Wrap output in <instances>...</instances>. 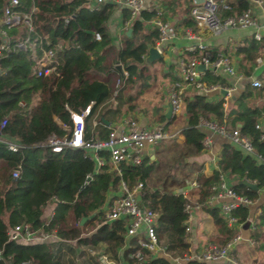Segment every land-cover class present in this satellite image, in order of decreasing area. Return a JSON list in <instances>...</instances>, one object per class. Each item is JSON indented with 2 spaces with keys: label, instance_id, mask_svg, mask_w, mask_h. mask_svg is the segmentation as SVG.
<instances>
[{
  "label": "trees",
  "instance_id": "trees-1",
  "mask_svg": "<svg viewBox=\"0 0 264 264\" xmlns=\"http://www.w3.org/2000/svg\"><path fill=\"white\" fill-rule=\"evenodd\" d=\"M215 1L220 19L237 17L249 6L247 0ZM6 2L0 0V13ZM262 2L264 10V0ZM114 6L105 2L94 10H88L83 0H17L12 8L20 14L35 9L30 14L31 31L24 25H18L7 34H18V38L27 35L29 40L35 39L34 55L38 56L41 50L52 49L56 74L36 76L32 73V52L28 47L14 49L0 61L3 69L0 74V121H5L0 134L19 145L15 152H10L0 144V264L5 258L9 264H76V261L79 264H97L93 256L77 247L99 244L105 247V253L111 259L118 261L119 254L124 264H169L168 257H181L188 248L183 223V196L155 187L150 189V185L155 184L150 183L151 178L155 173L159 174L160 165L155 161L146 158L136 165L122 162L114 169L107 161V153L98 151L97 155L104 159V163L96 170L85 149L63 148L52 152L36 146L51 134H65L71 126L69 112L79 113L87 106L83 119L84 139L104 138L109 126L99 117L109 120L121 111H133L137 106L133 100L148 88L151 75L146 72L145 54L148 45L155 43L158 31L144 28V25L155 12L141 10L139 18L130 24V35L122 34L119 45H112L106 21ZM189 8L190 0H187L181 21L184 26L193 28L195 25ZM120 11L122 19H127L128 10L122 8ZM94 33H98V40L94 39ZM57 44L59 48H56ZM254 48L264 50V37L259 42L247 38L236 45L235 53L241 56L239 65L253 60ZM204 52L209 60L218 58L215 52ZM193 55L197 56L195 52L191 53ZM118 64L122 65L127 77L111 98L113 82L119 77L115 68ZM200 79L221 87L226 85L210 69L203 71ZM174 80L182 82L180 77ZM134 85V92L123 99L125 86L131 88ZM252 90L258 96L264 90V82L255 89L246 86L232 100V107L227 111L222 108V99L209 98L206 94L194 91L190 97H182L185 126L179 130L180 144L173 149L179 160L197 155L204 149L200 119L226 125L230 130L236 128L250 139L252 146V153L229 142L220 146L216 153L217 169L210 176L199 172L194 176L198 182L199 200L209 193V187L219 172L233 178L232 189L252 201L257 199L260 191L264 192V162L261 160L264 158V131L254 127L264 106L246 105L244 101ZM158 120H164L163 115ZM236 124L239 126L234 127ZM175 159L171 162L174 163ZM17 164L19 175L11 178L9 170ZM240 180L254 183L256 189L239 184ZM137 182L142 185L139 203L157 213L154 231L168 257H152L146 250L139 249L134 239L122 248L124 221H106L101 217L99 208L106 203L107 194L112 193L114 198L120 183L131 187ZM47 203H53V211L46 220L42 217V209ZM205 211L218 227L219 235L212 241L222 245L234 233L225 226L216 207L205 208ZM90 214H93L91 218L79 223L82 217ZM248 214L246 206L234 210L238 222H243ZM255 218L249 237L255 251L260 252L264 250V209ZM21 223L54 231L60 241L32 244L9 241L7 229ZM67 241H73L76 247ZM137 250L139 256L135 257ZM259 263L264 264V253ZM186 264L205 263L190 260Z\"/></svg>",
  "mask_w": 264,
  "mask_h": 264
},
{
  "label": "built area",
  "instance_id": "built-area-1",
  "mask_svg": "<svg viewBox=\"0 0 264 264\" xmlns=\"http://www.w3.org/2000/svg\"><path fill=\"white\" fill-rule=\"evenodd\" d=\"M247 1L248 4L252 3L262 8V0ZM105 2L122 5L128 10V18L125 20L126 26L130 25L133 20L138 19L141 10L144 9L143 0H83V5L88 10H94L99 4ZM16 4L17 0H7L0 13V61L8 52L14 49H25L28 47L32 52V73L36 76H45L51 73L56 74V61L52 49L41 50V53L37 56L33 53L35 39L29 40L27 35L23 38H18V34L16 36L7 34L8 30L16 28L18 25H24L28 31L32 30L30 14L35 9L32 8L31 12L20 14L12 10ZM154 12L155 14L147 22L158 31L157 39L152 46H154L160 54L163 44L175 35V29L173 26L169 25L167 21L161 19V10L156 9ZM189 15L193 19L196 28L207 30L212 34L219 33L225 27H247L253 25L249 6L237 17L220 19L217 14V3L215 0H190ZM184 35L189 38L192 37L188 30L184 31ZM93 37L98 40V33H94ZM253 38L258 41L261 37L259 33H254ZM59 46L60 45L57 44L56 48H59ZM186 49L189 52H194L195 50L202 51L203 46L197 43L196 45L187 46ZM261 61V55L254 58V62L257 64L261 63ZM201 64L205 69L208 68L214 73H216L215 70H221L227 75H234V69L226 56L209 60L205 52H201L197 56H190L186 62L178 60L179 77L182 82L174 83L168 89V103L171 106L170 115H175L179 112V107L182 105L183 86L192 88L195 92L201 94H207L213 91L218 92L220 89H223L226 91L225 95H228L234 89L233 86L221 87L217 83L209 84L202 81L200 79L201 71L196 69V67ZM1 73H3V69L0 66V74ZM126 77V71L120 67L119 77L114 81V89L111 93L112 97L115 95L116 89L122 86ZM250 84L252 87L260 86L258 80H253ZM262 97H264V93ZM88 108L89 106L79 113L69 112L71 126L66 129L67 132L61 136L51 134L36 146L48 148L52 152H59L63 148L85 149L93 159L96 170L104 163V159L98 156L97 152L105 151L107 153L108 163L116 169L117 165L122 162L131 165L139 164L142 161L143 150L145 148L151 147L160 140L171 137V135L163 130L161 125H148L135 119L128 118L119 127L109 126L108 132L104 138L99 139L94 137V139L85 140L83 119L87 114ZM4 124L5 121L1 120L0 128ZM199 125L207 127L215 133L226 137L245 152L252 153L250 139L239 133L236 128L229 131L226 130L223 125H218L214 122H208L202 119L199 120ZM62 126L65 127L64 125ZM254 127L259 128V125L255 124ZM201 143L203 146H207L210 144V139L204 136ZM0 144L10 152H15L19 148L18 144L4 137L2 134H0ZM261 160L264 162V158ZM9 175L11 178H16L19 175L18 164L9 170ZM87 179H90V177L88 176ZM141 188L142 185L140 182L135 183L131 187H127L123 183H120L121 195L112 200L110 206L103 211L102 217L106 221L116 219L123 220L125 225L123 237L135 238V242L139 249L146 250L150 255H153L157 251H163L154 231L157 213L143 207L139 203ZM195 188H198V184L195 181H186L183 187L177 190V193L181 194L184 198L183 212L185 213V220L183 223L185 234L189 231L188 224L191 221L193 212L199 209L202 204L208 207H216L225 225L228 228H233L235 225L241 223L238 222L237 217L234 215V210L240 206L249 207L253 202L249 198L237 194L232 189L227 174L223 172L217 174L216 181L210 185L209 193L204 197L202 202L198 201V199L190 198L189 190ZM137 195H139V199L136 198ZM53 202H55V199H53ZM6 235L9 241L19 244L42 242L55 243L60 241V238L54 231L32 228L27 223L9 227L6 231ZM240 241L241 237L238 234H234L222 245L208 243L198 253H187L186 250L181 257L172 258V260H174L175 263L178 260H184L186 262L194 260L201 263H210L227 259L234 264H238L232 257L230 258L228 256V253L231 249L235 248L236 244ZM67 243L72 247H76L73 241H67ZM102 246L103 245H101V247H90L80 245L77 248L93 256L97 264H119L120 262L111 259L109 255L105 253V247ZM134 256H139V250L135 252ZM76 263H78V261H76ZM3 264H9L7 258L3 259Z\"/></svg>",
  "mask_w": 264,
  "mask_h": 264
},
{
  "label": "crops",
  "instance_id": "crops-1",
  "mask_svg": "<svg viewBox=\"0 0 264 264\" xmlns=\"http://www.w3.org/2000/svg\"><path fill=\"white\" fill-rule=\"evenodd\" d=\"M114 8L108 17L106 21L107 30L110 37V43L112 45H119V39L121 35H124V32L127 28H130V25H125V20L121 17V9L125 8L122 5H116L114 4ZM187 6V0H143V7L144 10L147 12L154 11L156 9L161 10V17L163 21H167L169 25L173 26L175 29V35L167 40L162 47V50L160 52V58L157 60H154L153 62H146L147 64V73L151 75L149 86L146 90H144L142 93L149 91V97H154L157 94L158 101L157 105H159L158 109L161 111L160 115H163L166 111L167 104H168V89L169 87L174 83H179L174 80L175 77H179V65L178 60H181L183 62H186L187 59L191 56L192 52H189L186 47L189 45H196L197 43L203 46V50L209 51V52H215L217 54V57L226 56L228 57L230 61V65L234 69V75H227L223 73L221 70H215L217 75L221 77V79L226 84L223 87H234V89L230 92L228 95H223L219 91H213L209 92L206 95L209 98L214 99H222V108L224 111H227L228 108L232 107L231 102L234 98L238 97L241 92L244 91L246 86H249L253 89L259 88L263 85L264 79V50H255L256 53L253 56L254 58L256 56L261 55L262 61L261 63L257 64L253 60L250 62L242 63V66L239 65L241 62V56L235 53V47L236 45L247 38H253L254 33L260 34V40H255L256 42L261 41L264 37V10L255 5V4H249L250 7V14L251 19L253 21V25L247 26V27H225L217 34H212L204 29H198L195 26L193 28H190L188 26H184L181 18L184 15V8ZM144 28L151 29L153 28L148 24V22L145 23ZM188 30L192 37H186L184 35V31ZM154 45V44H153ZM152 46V45H148ZM202 50V51H203ZM201 50H195L194 52L199 55ZM193 52V53H194ZM146 55V54H145ZM121 65V64H120ZM151 65V66H150ZM159 65V67H157ZM117 69L118 75L120 74V67L115 66ZM208 68L204 69L203 71L207 70ZM150 70V72H149ZM159 70V75H157L156 71ZM201 71V73L203 72ZM244 72H247V74H244ZM200 73V78H201ZM118 78V77H117ZM253 80H258L260 82L259 87H252L250 82ZM134 86L131 88H128V86H125L124 92H122V98L125 99L127 94H132L134 92ZM254 91H251V95L245 99V103L247 106H254V107H262L264 106V97H262V94L264 93V90L259 93L258 96L254 95ZM194 94V90L192 88H189L187 86H183V94L182 97H190ZM112 97V95H111ZM141 94L137 95L135 99L133 100L136 103V108L133 111L130 112H124L121 111V113L110 119L107 120L103 118L105 122L108 124H105L106 126L110 127H119L126 119L132 118L135 119L141 123H146L148 125H154L158 124L161 125V127L164 129V124L160 123L157 120H150L147 119V110L150 106L149 103L150 100H144V103L141 101ZM114 103V102H113ZM149 104V105H148ZM178 114V113H176ZM175 114V115H176ZM175 115H170L168 119L164 120L168 121L169 119H172L175 117ZM182 117L184 124L181 128L185 126V116L182 109ZM101 117V116H100ZM99 117V118H100ZM100 120V119H99ZM256 124L259 125V129L264 131V110L261 111V115L257 118ZM239 124H236L234 127H238ZM223 127L226 130H229V128L226 127V125H223ZM181 128H178L172 133L167 134L171 135V137L167 138L170 140H173L172 145L174 148H176L177 145L181 142V136L179 135V130ZM202 132L204 136H207L210 139V144L207 146H204V149L197 154V155H191L188 156L185 160H179L177 158L176 152L173 150V158H176L175 162L172 163L171 161L165 160L164 157L161 155L162 153H159L154 149V147H147L143 150V158L142 159H148L149 161H155L157 164L160 165L159 170L157 171L159 174L158 178L152 177L150 180L151 182H155V184L150 185V189L158 188L163 191H170L172 193H177V190L181 187H183L184 183L186 181H195L194 176L197 172L201 173V175L204 176H210L212 171L217 169L216 164V153L220 146L225 143L229 142L233 144L229 139L226 137H223L222 135H219L212 131L211 129L207 127L202 126ZM235 146L239 147L238 145L234 144ZM240 148V147H239ZM172 158V159H173ZM165 160V161H163ZM164 163V164H163ZM167 165V166H166ZM186 165H189V169L186 172H183L184 167ZM200 165V169H197V166ZM166 166V167H165ZM168 167V168H167ZM175 167V168H174ZM179 167V168H177ZM177 169V170H176ZM169 173L168 177L166 174ZM176 173V175H175ZM170 175L176 176L175 179H171ZM228 176V175H227ZM154 178V179H153ZM228 181L231 182V184L234 183V179L228 176ZM198 184V182H196ZM115 197H119L121 195V189L120 184L117 188V192L115 193ZM189 195L191 199H198V188L189 190ZM113 198V194L109 193L107 194V198L105 200L106 203H104L100 208L99 211L101 213V217L103 215V211L106 210L107 207L110 206ZM204 199V198H203ZM202 199V200H203ZM199 200L198 201H201ZM109 201V203H108ZM205 208H209L208 206L202 204L201 207L197 210H195L192 214L191 221L188 224L189 231L185 234L186 241L188 243L187 253H198L200 252L208 243H214L216 242L212 241L216 236L219 235L218 227L213 223L211 216L205 211ZM249 208V214L247 218L241 222L239 225H235L233 228H229L233 231L234 234H238L241 237V241L236 244L235 248L231 249L228 253V256L233 258L236 263L238 264H260L259 260L261 259V256L264 253L263 251H255L253 248V242L251 238L249 237V230L250 227L254 224L256 221V216L260 214L261 210L264 209V192L260 191L258 194V197L256 200L252 202V204L248 207ZM53 211V204L47 203L43 209H42V217L43 219H48L51 215V212ZM226 226V225H225ZM227 227V226H226ZM228 228V227H227ZM233 234V235H234ZM124 239V245H122V248H126V243L129 242L130 239H134L133 237H123ZM219 245V244H216ZM100 246L101 245H97ZM99 247V248H100ZM103 247V246H102ZM162 247V246H161ZM163 248V247H162ZM251 252V254H250ZM152 257H158V256H166L168 257L164 250L163 251H157L155 254L151 255ZM118 262L121 264H124L122 258L118 254ZM256 257L259 260H254ZM172 259L168 257V260ZM119 263V264H120ZM223 264L222 261H216V262H210L205 264ZM78 264V263H76ZM175 264H186V261L184 260H178Z\"/></svg>",
  "mask_w": 264,
  "mask_h": 264
},
{
  "label": "rangeland",
  "instance_id": "rangeland-1",
  "mask_svg": "<svg viewBox=\"0 0 264 264\" xmlns=\"http://www.w3.org/2000/svg\"><path fill=\"white\" fill-rule=\"evenodd\" d=\"M117 66L122 68V65H120V64H118ZM157 67H159V65H157ZM149 72H150V70H149ZM156 73H157V75H159V70L156 71ZM113 85H114V82H113ZM140 94H141V99H142L141 101L143 103H144V100L145 101L146 100L147 101L150 100V102H151V103H149L150 106H149V108L147 110V115H146L148 121H150V120H157V117H158V115L161 112L158 109L159 105H157V101L159 99L158 98L159 94H157L154 97H149V91L144 92V94L143 93H140ZM182 109H183L182 108V105H180L178 114H176L175 117H173L172 119H169L168 121H166V120H158L160 123H163L164 124V126H165L164 127V131H166L168 133H172L175 130H177L178 128H181L183 126L184 121H183V117L181 115L182 114ZM172 142H173V140L163 139V140H160L157 143L153 144L152 147H154V149H156L159 153H162L163 152L161 155L164 157L165 160L172 161V158H173L172 154H173V149H174V146L172 145ZM165 160H163V161H165ZM188 169H189V165H186L184 167L183 172L188 171ZM166 175L168 177L169 173H167ZM175 175H176V173H175ZM154 177L157 179L158 178V175L155 173ZM170 178L171 179H175L176 176L170 175ZM250 254H251V252H250ZM252 258H254V260L255 259L256 260H259V258L257 259L256 257H252Z\"/></svg>",
  "mask_w": 264,
  "mask_h": 264
},
{
  "label": "water",
  "instance_id": "water-1",
  "mask_svg": "<svg viewBox=\"0 0 264 264\" xmlns=\"http://www.w3.org/2000/svg\"><path fill=\"white\" fill-rule=\"evenodd\" d=\"M130 32H131V28H127L124 32V35L125 36H129L130 35ZM160 58V55L159 53L157 52L156 48L154 46H149L146 50V55H145V61L146 62H153L154 60H157ZM196 69L198 71H203L205 69V67L201 64V65H198L196 67ZM219 92L223 95L226 94V91L223 90V89H220ZM170 113H171V106L170 104L168 103L167 104V108H166V111L164 112L163 116L165 119H168L170 117ZM102 122H104L105 124H108L107 122H105L102 117L99 118ZM239 184L249 188V189H252V190H255L256 189V186L254 183L252 182H249V181H246V180H240L238 181ZM137 199H139V195L136 196ZM93 216V214H90L88 217H82L79 221V223L81 224L85 219L87 218H91ZM223 264H234L232 261L230 260H227V259H222L221 260ZM169 264H175V261L172 260V259H169L168 260Z\"/></svg>",
  "mask_w": 264,
  "mask_h": 264
}]
</instances>
